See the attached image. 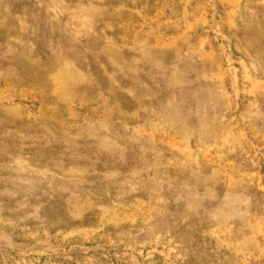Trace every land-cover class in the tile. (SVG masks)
I'll use <instances>...</instances> for the list:
<instances>
[{"label": "rangeland", "instance_id": "obj_1", "mask_svg": "<svg viewBox=\"0 0 264 264\" xmlns=\"http://www.w3.org/2000/svg\"><path fill=\"white\" fill-rule=\"evenodd\" d=\"M0 264H264V0H0Z\"/></svg>", "mask_w": 264, "mask_h": 264}]
</instances>
